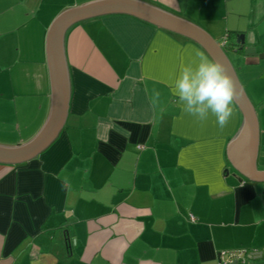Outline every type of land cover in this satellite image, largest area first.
Here are the masks:
<instances>
[{
	"label": "crops",
	"instance_id": "crops-1",
	"mask_svg": "<svg viewBox=\"0 0 264 264\" xmlns=\"http://www.w3.org/2000/svg\"><path fill=\"white\" fill-rule=\"evenodd\" d=\"M100 1L0 0V115L16 125L0 145L30 142L51 113L55 20ZM133 1L225 52L258 119L256 150L232 152L245 120L236 101L221 129L183 112L167 86L196 51L214 59L201 44L130 14L76 22L62 44L64 128L36 158L0 163V264H222L228 250L264 264V182L239 171L264 172V0ZM241 36L256 55L238 50Z\"/></svg>",
	"mask_w": 264,
	"mask_h": 264
},
{
	"label": "water",
	"instance_id": "water-1",
	"mask_svg": "<svg viewBox=\"0 0 264 264\" xmlns=\"http://www.w3.org/2000/svg\"><path fill=\"white\" fill-rule=\"evenodd\" d=\"M117 13L130 14L155 26L190 38L201 44L214 59L223 63L235 81L237 91H239L236 103L245 116L242 129L232 144V152L235 153L238 148L246 144H250L256 150L258 119L255 110L239 88L225 52L218 48L210 36L196 26L149 4L133 0H103L78 9L68 10L53 23L48 35V55L52 80L51 113L43 128L30 142L18 147L0 145V163L24 164L36 158L56 140L65 126L70 101V82L62 48L65 32L76 22ZM237 45L239 46L238 50H243L247 56L256 55L255 47L245 48L244 36L237 40ZM239 171L250 180L264 182V172L259 171L256 166H253V163L247 167L240 165ZM254 254L256 253H252L245 263L234 260L223 264H249L250 260H256V257H252Z\"/></svg>",
	"mask_w": 264,
	"mask_h": 264
},
{
	"label": "clouds",
	"instance_id": "clouds-1",
	"mask_svg": "<svg viewBox=\"0 0 264 264\" xmlns=\"http://www.w3.org/2000/svg\"><path fill=\"white\" fill-rule=\"evenodd\" d=\"M195 57L192 62L180 65L167 86L178 98L183 112L201 122L214 118L223 129L233 118L239 91L223 63L203 51H196ZM153 92L150 102L155 105L160 93L155 89Z\"/></svg>",
	"mask_w": 264,
	"mask_h": 264
},
{
	"label": "built area",
	"instance_id": "built-area-1",
	"mask_svg": "<svg viewBox=\"0 0 264 264\" xmlns=\"http://www.w3.org/2000/svg\"><path fill=\"white\" fill-rule=\"evenodd\" d=\"M228 43V38H224V42L222 46H226ZM139 148H144L143 146H139ZM194 220V218H192ZM251 253L248 250H228L221 252V263L233 262L234 260H239L241 263H245L248 260V257ZM227 257V258H226Z\"/></svg>",
	"mask_w": 264,
	"mask_h": 264
},
{
	"label": "rangeland",
	"instance_id": "rangeland-1",
	"mask_svg": "<svg viewBox=\"0 0 264 264\" xmlns=\"http://www.w3.org/2000/svg\"><path fill=\"white\" fill-rule=\"evenodd\" d=\"M41 91V88L39 89ZM261 117V116H260ZM262 120H264V114H262ZM15 121L12 118H8V117H2L0 115V141H5L6 138L11 139V137L6 135V129H8L9 131H12L14 126H16ZM13 141H17L16 139H13Z\"/></svg>",
	"mask_w": 264,
	"mask_h": 264
},
{
	"label": "trees",
	"instance_id": "trees-1",
	"mask_svg": "<svg viewBox=\"0 0 264 264\" xmlns=\"http://www.w3.org/2000/svg\"><path fill=\"white\" fill-rule=\"evenodd\" d=\"M228 38V37H227Z\"/></svg>",
	"mask_w": 264,
	"mask_h": 264
}]
</instances>
